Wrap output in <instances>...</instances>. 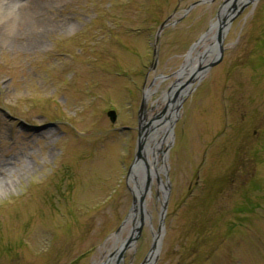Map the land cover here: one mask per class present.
<instances>
[{
    "label": "rangeland",
    "instance_id": "rangeland-1",
    "mask_svg": "<svg viewBox=\"0 0 264 264\" xmlns=\"http://www.w3.org/2000/svg\"><path fill=\"white\" fill-rule=\"evenodd\" d=\"M198 1L52 0L33 33L0 38V264H100L127 236L141 97L154 91L146 113L162 110L224 0ZM241 1L221 60L192 77L164 146L152 264H264V0ZM157 184L120 264L150 251Z\"/></svg>",
    "mask_w": 264,
    "mask_h": 264
},
{
    "label": "bare ground",
    "instance_id": "bare-ground-1",
    "mask_svg": "<svg viewBox=\"0 0 264 264\" xmlns=\"http://www.w3.org/2000/svg\"><path fill=\"white\" fill-rule=\"evenodd\" d=\"M50 1L52 0H25L23 2H21V0H0V7H16L18 11L23 13L21 18L16 21L8 20L6 14L2 12L0 13V38L8 36L7 34L13 39L26 38L30 33H33V31L30 30L31 18L36 16L37 13H39L40 10ZM242 4L243 1L241 0L235 1L236 7ZM215 34L216 24L213 22L205 33L203 40L197 46L202 45L204 42H208V44L205 45V48L210 45L212 46ZM195 48L191 50L189 55H187L184 65L180 70L181 72L174 74L176 77L174 81L175 84H173V82L167 90L162 92L161 97L163 107L167 105L168 93H170L171 96L174 95L175 91L181 94L182 91L179 90V85L181 83H187L190 79L192 81V77L198 76L199 71L210 62V58L203 55L204 51L199 53ZM192 52L199 57L197 62H195L196 58L192 57ZM153 92L154 91L149 88L146 90L145 95L147 100ZM172 106V103H169L163 113H160L159 111L160 114L157 117L156 115H149L146 112L144 113L141 158H139L132 167L129 178L133 183V191L136 193L137 197L138 194L143 193L144 190H146L144 193V199L142 203H138L134 207L124 223L122 231L126 229L127 236L122 238L120 237L121 234L116 235L117 240L115 245L108 255H105V260L100 264H115L119 248L125 242L126 238H128L129 234L133 232L138 223L141 220L144 224L149 223L151 215L147 209V205L148 200L151 198L153 183L157 178L159 179L157 188L162 196L164 194L165 183L161 180L160 174L165 170L166 156L164 154V146L168 144L171 136L168 131L169 123L176 115ZM155 235H157V233H155ZM153 254L154 251L150 254L149 259L145 264L150 263Z\"/></svg>",
    "mask_w": 264,
    "mask_h": 264
},
{
    "label": "water",
    "instance_id": "water-1",
    "mask_svg": "<svg viewBox=\"0 0 264 264\" xmlns=\"http://www.w3.org/2000/svg\"><path fill=\"white\" fill-rule=\"evenodd\" d=\"M209 1H211V0H201V1L194 3L193 5L206 3ZM235 1H237V0H224L218 8V11H217L216 16H215L216 20L214 21V23L216 24V34L214 37V43L212 46L210 45V46L206 47L204 52H203L204 56L210 58V62L207 65L208 68L215 66L221 60L222 55H223V51L225 49L224 44H223L224 43V37H225V34L229 28V25L232 22L233 18H235L239 14L241 8L243 7V4H246V3H243L242 5H240L242 7L239 6L237 8L235 5ZM172 24L173 23H167V21H165L160 25L158 30L162 29L165 26L172 25ZM204 35H205V33L194 44H192L189 53L191 52L192 49H194L203 40ZM189 53H188V55H189ZM153 55L154 56L156 55V47L155 46L153 47ZM180 70H178L177 72H181ZM160 78H162V77H160ZM191 82L192 81L190 79L187 83H181L179 85V90L182 91L181 94L179 92L175 91L173 96H171L170 93H168V95H167V105L169 103H172V105H173L172 107L176 113L175 118L169 123L168 131H169L170 135H172V129H173L174 123L176 121L178 111H179L181 104L184 100V96L187 95V93H188V86ZM173 84H175V82ZM145 94H146V92H144L142 97H141V101H140L138 111H137L136 151H135L133 162L129 166V169H128V177L129 178H130L132 167L137 162V160L139 158H141L142 135L144 132L143 131L144 130L143 118H144V113L146 112V104H147V98H146ZM167 105L162 108L160 113H163V111L165 110ZM160 113H158L156 115V117L159 116ZM106 116L109 119L110 123H115L116 113L113 110L107 111ZM164 154L166 156V150H164ZM156 181H157V183H159L158 178L156 179ZM145 192H146V190H144L143 193L139 192L140 194H138V197H137L136 193L133 191V189H131L132 207H131L130 213L138 203L143 202ZM166 203H167V192H164L161 211H160V215H159L158 232H157V235H154L150 251H149L147 257L143 260V262L141 264L147 263L149 256L153 251H154V254H153L152 259L150 260L149 264H152L157 257V254L159 252V247H160L161 233L163 231V219H164V214H165V210H166ZM142 226H143V223L141 220L138 223V225L135 227L133 232L131 234H129L128 238H126L125 242L121 245V247L119 248L118 253H117L115 264H120V261L122 260V257H123V253L136 240L137 236L141 232Z\"/></svg>",
    "mask_w": 264,
    "mask_h": 264
}]
</instances>
